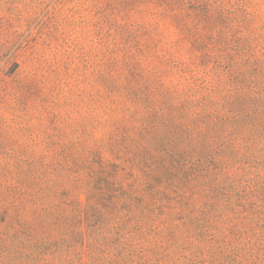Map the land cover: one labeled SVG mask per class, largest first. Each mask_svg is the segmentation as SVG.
I'll list each match as a JSON object with an SVG mask.
<instances>
[{
  "label": "rangeland",
  "instance_id": "obj_1",
  "mask_svg": "<svg viewBox=\"0 0 264 264\" xmlns=\"http://www.w3.org/2000/svg\"><path fill=\"white\" fill-rule=\"evenodd\" d=\"M67 254L264 264V0H0V264Z\"/></svg>",
  "mask_w": 264,
  "mask_h": 264
},
{
  "label": "trees",
  "instance_id": "obj_2",
  "mask_svg": "<svg viewBox=\"0 0 264 264\" xmlns=\"http://www.w3.org/2000/svg\"><path fill=\"white\" fill-rule=\"evenodd\" d=\"M73 260H74V257L71 256V254H67L66 255V261L67 262L65 264H72L69 261H73ZM89 264H104V263H99L97 259H92Z\"/></svg>",
  "mask_w": 264,
  "mask_h": 264
}]
</instances>
